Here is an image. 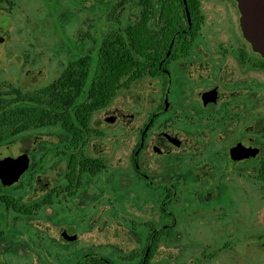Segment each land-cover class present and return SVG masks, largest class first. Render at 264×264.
<instances>
[{
    "label": "flooded vegetation",
    "instance_id": "af4514ba",
    "mask_svg": "<svg viewBox=\"0 0 264 264\" xmlns=\"http://www.w3.org/2000/svg\"><path fill=\"white\" fill-rule=\"evenodd\" d=\"M240 1L151 0L154 44L132 50L144 73L82 117L75 93L68 116L43 97L72 63L33 90L10 76L34 74L30 53L23 66L0 63L10 73L0 78V149L25 143L0 160L29 161L15 184L0 179V264H237L231 254L247 244L264 254V55ZM18 7L0 0V33ZM20 110L33 114L16 128ZM199 228L222 236V249L188 241Z\"/></svg>",
    "mask_w": 264,
    "mask_h": 264
},
{
    "label": "rangeland",
    "instance_id": "374dc122",
    "mask_svg": "<svg viewBox=\"0 0 264 264\" xmlns=\"http://www.w3.org/2000/svg\"><path fill=\"white\" fill-rule=\"evenodd\" d=\"M16 2L20 7L13 12L14 17L2 16L4 23L0 37L4 38L5 42L0 43V63L4 66L14 61V64L20 67L25 62L23 57L30 53L31 58L25 66L34 74L27 76L17 71L19 74L14 72L10 75L11 81L21 80L23 86L29 90L46 87L56 81L65 68L78 60L79 53L91 50L96 55L105 35L122 32L124 28L133 25L139 20L141 10L138 0L123 7L120 6L122 0H16ZM0 27L2 28L1 23ZM10 51L13 52L11 58ZM9 74L0 73V78H6ZM124 95L126 96L125 93ZM23 139L20 136L14 143L4 144L0 149V157L20 154L25 144ZM48 178H53V172H50ZM5 191L3 193L9 194L8 189ZM260 225H264L261 220L259 227ZM207 227H204V230ZM200 230L202 229L190 232L187 240L191 243H214L215 250L210 249L208 254L222 249L219 242L222 236H209L207 232L200 235ZM253 237L251 242L254 244L257 239L255 235ZM228 242L226 240L222 244ZM250 250L249 244L242 245L241 249L231 254V257L237 264H242L249 258L254 261L253 264H264L262 263L264 257L261 255L263 253L260 250ZM178 262L179 260H174L175 264Z\"/></svg>",
    "mask_w": 264,
    "mask_h": 264
},
{
    "label": "trees",
    "instance_id": "16d2710c",
    "mask_svg": "<svg viewBox=\"0 0 264 264\" xmlns=\"http://www.w3.org/2000/svg\"><path fill=\"white\" fill-rule=\"evenodd\" d=\"M132 1L134 0H122L121 3L126 5ZM139 3L144 11L142 22L127 27L124 35L120 32H111L106 35L96 55L91 54L78 58L75 63L69 66L57 83L45 89L43 97L49 100L52 109L60 107L62 111H65L62 113L68 116L70 100H72V94L75 93L76 99L82 100L77 108V114L81 117L85 116V110H95L102 103L107 104L114 98L121 79L129 82L144 73L143 60L140 59L138 62L132 50L145 54L154 44L152 39L154 33L148 25L151 0H139ZM54 100H59L61 105L58 106ZM31 114L33 112L29 110L14 112V116L17 117L13 119L15 127L26 125L25 117L28 115L27 118H29ZM45 114L48 116L50 113L45 112ZM21 115L24 117H20ZM46 116L43 118L44 121L47 120ZM5 117L6 113L0 117L2 139L7 136L4 133V125L7 121Z\"/></svg>",
    "mask_w": 264,
    "mask_h": 264
},
{
    "label": "water",
    "instance_id": "95a60500",
    "mask_svg": "<svg viewBox=\"0 0 264 264\" xmlns=\"http://www.w3.org/2000/svg\"><path fill=\"white\" fill-rule=\"evenodd\" d=\"M244 29L254 48L264 55V0H241ZM26 156L0 160V179L5 187L15 184L28 169Z\"/></svg>",
    "mask_w": 264,
    "mask_h": 264
}]
</instances>
